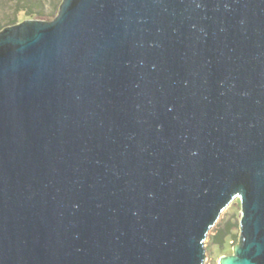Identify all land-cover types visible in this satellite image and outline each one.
<instances>
[{
    "label": "water",
    "instance_id": "95a60500",
    "mask_svg": "<svg viewBox=\"0 0 264 264\" xmlns=\"http://www.w3.org/2000/svg\"><path fill=\"white\" fill-rule=\"evenodd\" d=\"M264 264V0H62L0 33V264Z\"/></svg>",
    "mask_w": 264,
    "mask_h": 264
},
{
    "label": "rangeland",
    "instance_id": "374dc122",
    "mask_svg": "<svg viewBox=\"0 0 264 264\" xmlns=\"http://www.w3.org/2000/svg\"><path fill=\"white\" fill-rule=\"evenodd\" d=\"M62 0H0V33L8 26L24 20H53ZM32 12L25 16V12ZM241 201L236 196L220 212L203 240L204 259L201 264H219L220 257L233 255V246L238 244ZM222 235L219 243L214 236Z\"/></svg>",
    "mask_w": 264,
    "mask_h": 264
},
{
    "label": "trees",
    "instance_id": "16d2710c",
    "mask_svg": "<svg viewBox=\"0 0 264 264\" xmlns=\"http://www.w3.org/2000/svg\"><path fill=\"white\" fill-rule=\"evenodd\" d=\"M30 14H33V13L27 12V11L24 13L25 16H30ZM214 239H217L218 242L221 243L222 242V235L218 234V232H217V234L214 236Z\"/></svg>",
    "mask_w": 264,
    "mask_h": 264
}]
</instances>
